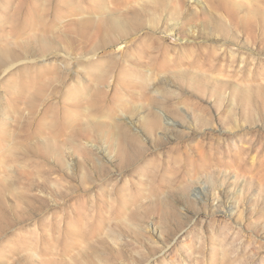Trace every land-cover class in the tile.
Returning <instances> with one entry per match:
<instances>
[{"label": "rangeland", "instance_id": "1", "mask_svg": "<svg viewBox=\"0 0 264 264\" xmlns=\"http://www.w3.org/2000/svg\"><path fill=\"white\" fill-rule=\"evenodd\" d=\"M0 264H264V0H0Z\"/></svg>", "mask_w": 264, "mask_h": 264}, {"label": "bare ground", "instance_id": "2", "mask_svg": "<svg viewBox=\"0 0 264 264\" xmlns=\"http://www.w3.org/2000/svg\"><path fill=\"white\" fill-rule=\"evenodd\" d=\"M206 198H207V197H206ZM206 198H205V197H203L202 199H203V200H206Z\"/></svg>", "mask_w": 264, "mask_h": 264}]
</instances>
